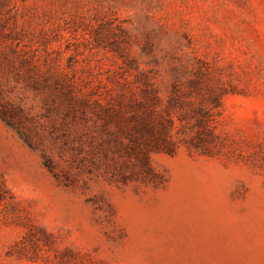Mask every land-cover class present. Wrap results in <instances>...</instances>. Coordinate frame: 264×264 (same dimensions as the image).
<instances>
[{
    "label": "rangeland",
    "instance_id": "rangeland-1",
    "mask_svg": "<svg viewBox=\"0 0 264 264\" xmlns=\"http://www.w3.org/2000/svg\"><path fill=\"white\" fill-rule=\"evenodd\" d=\"M0 264H264V0H0Z\"/></svg>",
    "mask_w": 264,
    "mask_h": 264
}]
</instances>
